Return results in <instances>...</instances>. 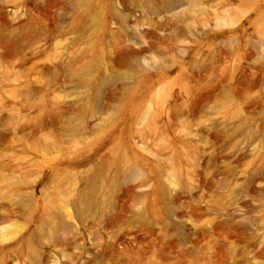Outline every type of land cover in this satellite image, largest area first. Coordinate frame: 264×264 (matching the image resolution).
Here are the masks:
<instances>
[{"label":"rangeland","instance_id":"obj_1","mask_svg":"<svg viewBox=\"0 0 264 264\" xmlns=\"http://www.w3.org/2000/svg\"><path fill=\"white\" fill-rule=\"evenodd\" d=\"M0 264H264V0H0Z\"/></svg>","mask_w":264,"mask_h":264}]
</instances>
